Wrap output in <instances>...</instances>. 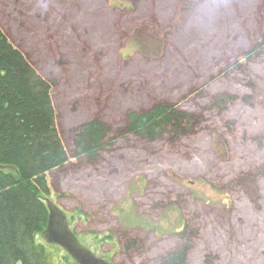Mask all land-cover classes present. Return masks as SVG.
Returning a JSON list of instances; mask_svg holds the SVG:
<instances>
[{
  "label": "rangeland",
  "instance_id": "obj_1",
  "mask_svg": "<svg viewBox=\"0 0 264 264\" xmlns=\"http://www.w3.org/2000/svg\"><path fill=\"white\" fill-rule=\"evenodd\" d=\"M0 27L51 82L70 155L85 122L115 140L48 175L80 243L116 264H157L179 245L186 264H264V55L246 57L264 39V0H0ZM160 101L201 126L120 135L130 111Z\"/></svg>",
  "mask_w": 264,
  "mask_h": 264
},
{
  "label": "trees",
  "instance_id": "obj_2",
  "mask_svg": "<svg viewBox=\"0 0 264 264\" xmlns=\"http://www.w3.org/2000/svg\"><path fill=\"white\" fill-rule=\"evenodd\" d=\"M259 55H264V39L246 57L252 60ZM241 69L235 63L227 72ZM51 89V82L0 27V264H79L67 252L64 262H54L50 247L44 244L42 232L50 214L46 199L52 194L48 175L72 157L94 162L116 144L107 140V128L96 119L82 124L70 155L58 131ZM213 101L218 105L223 99ZM184 106L160 101L147 111H130L120 135L148 141L190 135L199 129L203 117L186 112ZM136 243L127 242L122 248L131 252ZM187 246L168 251L157 264H186Z\"/></svg>",
  "mask_w": 264,
  "mask_h": 264
},
{
  "label": "water",
  "instance_id": "obj_3",
  "mask_svg": "<svg viewBox=\"0 0 264 264\" xmlns=\"http://www.w3.org/2000/svg\"><path fill=\"white\" fill-rule=\"evenodd\" d=\"M46 200L50 214L48 224L42 232L44 240L48 244L59 245L79 264H109L80 243L77 235L70 227L66 211H63L48 198Z\"/></svg>",
  "mask_w": 264,
  "mask_h": 264
},
{
  "label": "flooded vegetation",
  "instance_id": "obj_4",
  "mask_svg": "<svg viewBox=\"0 0 264 264\" xmlns=\"http://www.w3.org/2000/svg\"><path fill=\"white\" fill-rule=\"evenodd\" d=\"M139 176H140V175H139ZM139 176H137V178H139ZM134 179H135V178H134ZM58 206H59V205H58ZM64 211H65V210H64ZM74 232H75V231H74ZM75 233L77 234V232H75ZM92 252H93V251H92ZM96 256H97V255H96ZM97 257H98V256H97ZM98 258H99V257H98ZM100 258H101V257H100ZM102 259H103V258H102ZM204 259H206L207 262H208V260H209V259H207L206 257H205ZM104 260H106V259H104ZM106 261H107L109 264H110V263H112V264H116V263H114V261H112V260H110V261H109V260H106Z\"/></svg>",
  "mask_w": 264,
  "mask_h": 264
}]
</instances>
